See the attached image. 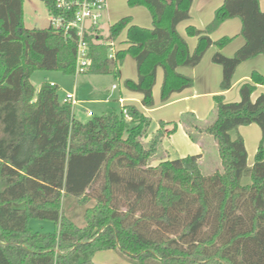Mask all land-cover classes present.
Masks as SVG:
<instances>
[{
    "label": "trees",
    "instance_id": "obj_1",
    "mask_svg": "<svg viewBox=\"0 0 264 264\" xmlns=\"http://www.w3.org/2000/svg\"><path fill=\"white\" fill-rule=\"evenodd\" d=\"M24 1L0 0V264H92L104 250L134 264H264V94L252 99L264 75L252 73L238 102L214 96L212 123L199 124L194 113L182 119L215 139L221 169L204 173L203 154L152 165L178 123L160 121L150 136L152 118L134 105L82 122L71 104L60 101L56 84L43 82L36 93L31 81L36 71L77 74V44L51 24L27 28ZM42 1L50 15H63L56 0ZM193 1L128 0L150 10L153 28L125 17L105 40L100 27H91L86 34L91 65L85 74L118 76L132 55L138 80H126V89L141 94L142 105L152 108L162 68L165 104L194 86L179 68L198 66L212 46H228L232 37L213 41L210 35L238 18L245 44L233 57L218 51L212 59L223 69L222 91L230 90L237 68L264 55L260 0H224L205 29L187 27L188 36L197 38L190 52L178 26L190 19ZM124 30L128 47L111 58L109 41ZM252 124L263 138L250 167L244 138L231 133ZM246 177L251 183L244 184ZM64 197L83 206L95 202L85 211V227L66 216ZM32 219L52 221L58 230L34 231Z\"/></svg>",
    "mask_w": 264,
    "mask_h": 264
},
{
    "label": "rangeland",
    "instance_id": "obj_2",
    "mask_svg": "<svg viewBox=\"0 0 264 264\" xmlns=\"http://www.w3.org/2000/svg\"><path fill=\"white\" fill-rule=\"evenodd\" d=\"M224 0H194L191 7L192 19L180 23L178 27L179 33L187 40L190 52H193L197 45L196 37L188 36L186 29L189 25H193L198 29L205 28L207 25H201L203 21L212 20L215 16L216 10L221 7ZM264 4V0L261 1ZM125 17H131L133 23L147 29L153 28L152 14L150 10L145 6H136L132 7L128 4V0H108V9L104 13V16L101 20V31L105 40L108 39L109 29L112 25L119 22ZM211 18V19H210ZM236 19V18H235ZM238 19V18H237ZM50 13L42 0H25L24 1V24L29 29L40 28L45 29L50 26ZM229 34V35H227ZM212 37L216 40L229 36L233 38V41L228 45L232 47L236 45L241 40H244V37L241 35V21L240 19L226 20L216 31L212 34ZM126 41V30H124L120 36L113 43L109 41V44H113V50L119 51L127 49L128 45ZM231 45V46H230ZM210 48L204 55L201 63L197 66V76L198 81L193 75H186L191 77L194 80V86L183 96H190L193 89L198 86V93H203V85L200 79L207 72V63H212V52ZM235 54L232 53L233 57ZM226 56V55H225ZM215 64V63H214ZM213 64V65H214ZM218 65V64H216ZM220 66V65H219ZM221 67V66H220ZM257 71L259 74L264 75V55L257 56L256 58L250 59L242 63L237 69L238 75L246 72L251 77L253 71ZM194 68L191 67H181V73L189 72L192 74ZM211 76V75H210ZM214 75H212V78ZM137 80L138 71L136 60L132 55H127L124 59L122 66L119 68V75L115 76L112 74L106 75H94V74H75V75H65L59 71H36L31 78L32 84L36 88V93L39 91L43 82H50L52 84H57L59 86V99L63 101L67 93H72L74 87L78 88V98L79 103L73 106V111L76 116V119L87 122L91 119L101 117L105 114H109L113 111L120 112L123 106L135 105L140 110L142 106L137 99H141L139 93L130 92L125 87V81ZM164 79L163 69L160 68L158 71L157 83L153 89L154 95V106L150 109H143L142 111L152 118L151 129L159 124L161 120L164 119H174L176 121L182 120L187 112H194L197 115L199 124L205 125L210 124L215 120L216 111H215V101L214 97H196L194 99H185L178 102H173L176 99L182 97V95H174L170 99L168 105H165L161 101V86ZM214 79V78H213ZM214 81V80H213ZM234 81V80H233ZM245 83H251L246 81ZM217 84L220 86L219 79ZM244 84L238 85L236 88H233L234 93H239L240 87ZM113 85L116 86V89L113 90ZM264 93V88L262 90H257L254 92L257 95ZM179 94V93H176ZM232 94L230 96H232ZM229 96V98H230ZM130 98H135V100ZM121 99L124 100V103H121ZM237 102V101H229ZM194 108L197 110L195 112L191 109ZM88 112H92L93 116L89 117ZM182 114H184L182 116ZM185 124V123H184ZM186 125V124H185ZM150 129V130H151ZM240 131L245 134V144L248 152V166H253L255 162L256 153L258 147L262 141V131L260 127L256 124L242 126ZM186 133L192 139L193 142L202 145L203 158L201 160V168L204 173H212L217 168L221 169V161L217 151V143L215 139L207 134L199 133L193 128L186 126ZM236 131L232 132L233 137L236 135ZM244 138V137H243ZM181 140V139H179ZM148 138L144 139V143L147 144ZM179 145L172 148V154L168 156L164 150H159L157 155L152 159L151 164L156 165L160 161L165 160L167 157L178 158L183 157L184 155L194 154L196 152L197 145H193L191 148L182 147V144L179 141ZM198 145V146H199ZM201 150V149H200ZM201 150V152H202ZM167 156V157H166ZM217 167V168H216ZM244 184L251 183L249 178L243 179ZM95 202H90L88 205H80L72 197H64L63 199V209L67 217L71 218L73 222L77 225L86 226L85 221V211L93 207ZM30 227L34 231L41 233H54L57 232L58 226L52 221L32 219L30 220ZM81 228V227H80ZM83 228V227H82ZM92 264H134L119 252L115 250H104L98 251L93 259Z\"/></svg>",
    "mask_w": 264,
    "mask_h": 264
},
{
    "label": "crops",
    "instance_id": "obj_3",
    "mask_svg": "<svg viewBox=\"0 0 264 264\" xmlns=\"http://www.w3.org/2000/svg\"><path fill=\"white\" fill-rule=\"evenodd\" d=\"M262 0H260V6H261V9L264 11V4H262V2H261ZM190 15H191V17H190V19H192V14H191V11H190ZM189 19V20H190ZM211 19V18H210ZM213 20V19H212ZM212 20H206L207 22H205V21H203L202 22V24L201 25H208ZM234 20H238L237 18L236 19H234ZM188 21V20H187ZM180 25V24H179ZM206 25V26H207ZM189 26H193V25H189ZM188 26V27H189ZM206 26H205V28H206ZM179 27V26H178ZM205 28H202L201 30H203V29H205ZM227 35H229V34H227ZM210 37L212 38V40L213 41H218V40H220V39H218V40H216V39H214L213 37H212V35H210ZM225 37V36H224ZM229 37V36H228ZM223 38V37H222ZM196 40H197V38H196ZM245 44V39L244 40H241L240 42H238L236 45H233L232 47H228V46H226L224 49H222V50H219L218 49V47H216V46H212L211 48V52H212V55L214 56L215 55V53H217L218 51H220L223 55H226V56H232V53H234V51H235V53H236V51L239 49V48H241L243 45ZM231 46V45H230ZM260 56H262V55H260ZM259 57V56H258ZM213 59V58H212ZM213 61V60H212ZM214 62H212V63H210V62H208L207 63V72L205 71V74H203V77L200 79V81H201V83H202V85H203V89L204 90H202L203 91V93H198L197 91H198V86H197V84L195 85L196 86V88H194L193 90V92H192V94L190 95V96H183L184 94H186L188 91H183V92H181V93H179V94H173L172 95V97H171V99L174 97V95H182V97L181 98H179V99H176V100H174V101H171V103H173V102H178V101H180V100H187V99H194V98H196V97H203V96H205V97H210V96H212V97H214V96H216V95H221V94H224V96H225V102H228V103H230L229 101H240L241 100V95H240V90H239V93H234V94H232V90H233V88H236L238 85H241L243 82L245 83L246 81H248V82H251L252 80H251V77L249 76V74H247L246 72H243V74H240V75H238L239 77H237L236 78V76H237V70H236V72H235V75H234V81H233V86H232V88L230 89V90H228V91H225V92H223L222 91V89H221V82H222V79H223V69H222V67H220L219 65H216V64H214ZM199 67V66H198ZM197 66L196 67H191V68H194V71L192 72V74L189 72V74H187V73H182V74H184V75H193L194 77H195V79H196V83H197V81H198V74H197V69L196 68H198ZM238 69V68H237ZM179 72H180V68H179ZM253 72H257L256 70L255 71H253ZM181 73V72H180ZM211 75V76H210ZM212 75H214V79L212 78ZM262 75V74H261ZM252 76V75H251ZM218 79H219V83H220V86L217 84V81H218ZM138 80V79H137ZM136 80V81H137ZM214 80V81H213ZM135 81V80H134ZM57 85V84H56ZM58 86V85H57ZM114 86L115 85H113V87H112V89L113 90H115L116 88H114ZM59 87V86H58ZM264 88V85H258L257 86V90H262ZM187 90V89H186ZM129 91V90H128ZM73 92H75L76 93V96H77V98H78V88L75 86L74 87V91ZM131 92V91H130ZM232 94V96H230ZM261 94H264L263 92L261 93ZM261 94H259V95H261ZM141 95V94H140ZM259 95H257L256 93L255 94H253V96H252V99H253V101H255L257 98H258V96ZM229 96H230V98H229ZM142 95H141V99H137V102H139L140 103V105L142 106V108L143 109H150V108H146V107H144L143 105H142ZM131 99H133V100H135V98H130V100ZM78 101H79V98H78ZM80 102V101H79ZM168 103L169 102H167V103H165V105H168ZM135 106V105H134ZM123 108V107H122ZM138 108V107H137ZM139 109V108H138ZM142 109V110H143ZM187 109H191L192 111L194 110L195 112H197V110L196 109H194V108H187ZM140 110V109H139ZM142 110H140L142 113H144ZM187 113H194V112H187ZM144 115L145 116H147V117H149L148 115H146L145 113H144ZM184 114H182V116H183ZM194 115L196 116V118H197V115L194 113ZM198 120V119H197ZM161 121H163V122H166V123H174V122H176V123H178L179 124V128H178V131L175 133V134H173V135H171L170 137H166L165 138V140H164V142L162 143V145H161V147H160V149L161 150H164L165 152H166V154L168 155V156H170V154H172V148L174 147L173 145L175 144V146L177 145L178 147L179 146H181V145H179V141H180V143L182 144V147H185V148H188V147H192L193 145H197V150H196V152L194 153V154H189V155H197V154H203V150H202V148H200V147H202V145H199L198 143H195V142H193L192 141V139L188 136V134L186 133L187 131H186V126L187 125H185L183 122H182V120H179V121H176V120H172V119H164V120H161ZM199 122V121H198ZM160 123V122H159ZM205 125H207V124H205ZM188 127V126H187ZM159 128V124L157 125V126H155L154 128H153V130L151 129L150 130V136H151V134H153L157 129ZM241 129L239 128V130L236 132L237 134H239V135H241L242 137H244V139H245V134L242 132V131H240ZM232 134V133H231ZM237 134L235 135V137H233V135H232V137L233 138H236L237 137ZM179 139H181V140H179ZM246 143V142H245ZM199 145V146H198ZM202 150V152H201V150ZM189 155H184L183 157H186V156H189ZM167 157V156H166ZM171 157V156H170ZM170 157H167L166 159H176V158H170ZM183 157H178V158H183ZM165 159V160H166ZM217 168V167H216ZM217 169H219V168H217ZM216 169V170H217ZM71 219V218H70ZM72 220V219H71ZM73 221V220H72ZM86 223V222H85ZM77 225V224H76ZM78 227H85L84 225H82V226H80V225H77Z\"/></svg>",
    "mask_w": 264,
    "mask_h": 264
},
{
    "label": "built area",
    "instance_id": "obj_4",
    "mask_svg": "<svg viewBox=\"0 0 264 264\" xmlns=\"http://www.w3.org/2000/svg\"><path fill=\"white\" fill-rule=\"evenodd\" d=\"M56 4L57 9L63 15L51 14L50 24L57 31H62L75 39L77 44L76 73L83 74L91 65L86 34L91 27H101V20L108 9V0H56ZM110 45L112 47L110 57L113 58L116 51L113 50L114 45ZM63 102L72 106L79 103L75 92L67 93ZM120 102L124 103V100L121 99ZM124 114L130 120L125 109ZM88 116L92 117V112H88Z\"/></svg>",
    "mask_w": 264,
    "mask_h": 264
}]
</instances>
